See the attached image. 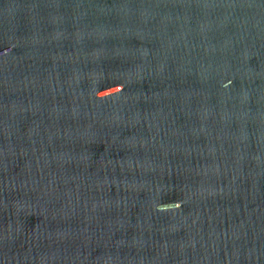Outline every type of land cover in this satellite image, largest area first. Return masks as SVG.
<instances>
[{
    "label": "water",
    "instance_id": "obj_1",
    "mask_svg": "<svg viewBox=\"0 0 264 264\" xmlns=\"http://www.w3.org/2000/svg\"><path fill=\"white\" fill-rule=\"evenodd\" d=\"M0 264H264V0H0Z\"/></svg>",
    "mask_w": 264,
    "mask_h": 264
}]
</instances>
